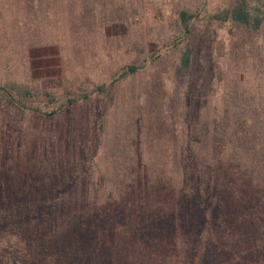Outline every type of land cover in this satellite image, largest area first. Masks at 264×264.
<instances>
[{"label":"rangeland","instance_id":"1","mask_svg":"<svg viewBox=\"0 0 264 264\" xmlns=\"http://www.w3.org/2000/svg\"><path fill=\"white\" fill-rule=\"evenodd\" d=\"M0 264H264V0H0Z\"/></svg>","mask_w":264,"mask_h":264},{"label":"trees","instance_id":"2","mask_svg":"<svg viewBox=\"0 0 264 264\" xmlns=\"http://www.w3.org/2000/svg\"><path fill=\"white\" fill-rule=\"evenodd\" d=\"M250 17L251 15L249 14V12L244 11V9L240 7V5L234 7L231 11H227L223 14L224 21L231 19V20L238 21V22L245 23V24L254 23L255 27H258L261 24V20L260 21L259 20L255 21L252 19L250 20ZM191 18H192V15H189L186 12L181 13V21L184 24L186 31H189L188 22ZM190 55H191V51L187 50L185 57L183 59V62H182V67L185 69L190 67ZM127 71H128L127 73L134 74L137 72V68L130 67ZM200 181L201 179L199 177L198 182Z\"/></svg>","mask_w":264,"mask_h":264}]
</instances>
